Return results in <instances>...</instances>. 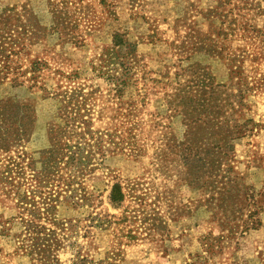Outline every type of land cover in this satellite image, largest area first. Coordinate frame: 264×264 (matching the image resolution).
<instances>
[{"label": "rangeland", "instance_id": "1", "mask_svg": "<svg viewBox=\"0 0 264 264\" xmlns=\"http://www.w3.org/2000/svg\"><path fill=\"white\" fill-rule=\"evenodd\" d=\"M256 3L264 7L0 0V264H264V210L257 228L230 234L233 199L218 183L209 191L189 182L185 139L195 126L172 101L203 73L225 80L220 56H245L242 75L253 88L233 117L251 130L234 141L228 163L245 186L264 188V35L235 30L264 27L261 16L250 19ZM114 31L134 44L131 83L118 96L91 69ZM72 90L82 115L76 132L52 134ZM25 121L29 131L17 137ZM114 184L120 202L109 197Z\"/></svg>", "mask_w": 264, "mask_h": 264}, {"label": "trees", "instance_id": "2", "mask_svg": "<svg viewBox=\"0 0 264 264\" xmlns=\"http://www.w3.org/2000/svg\"><path fill=\"white\" fill-rule=\"evenodd\" d=\"M114 1L104 0V5L111 7ZM131 1L135 2V0ZM239 8L236 7V9ZM252 8L253 13L250 19L255 20L261 16L264 22V7L261 3H256ZM221 24L223 22L217 25L216 30L218 32L223 31L226 36L225 28L227 26ZM263 28L244 22L241 28L236 26L235 30L242 29L241 33L245 38L247 33L255 36L257 34L264 35ZM125 35V32L114 31L111 37V45L105 46L99 53L97 64H91L93 71L104 75L109 91L113 96L121 94L125 86L131 83V68L127 58L132 54L134 44L129 42L128 37ZM261 44L264 45V39ZM208 51L212 52V50ZM213 52H216L219 56L222 54L221 49L219 51L213 50ZM220 57L228 62V75L225 80L214 81L211 74L203 73L202 77L192 78L176 88L172 96L177 92L175 96L178 97L174 96L172 101H177L178 98L177 103L182 104L184 115L188 117V126H195L194 132L190 133L188 137L186 135L185 139L188 145L186 146L184 160L188 164L189 182L190 184H198L209 191H214L218 183L217 189H222L228 193L229 198L233 199L234 206L230 208V216L228 217L230 220L227 225L230 234L234 235L248 229L257 228L261 224L257 216L264 210V188L255 191L252 186H245L239 174L233 175V168L228 163V152L232 150L234 141L240 139L246 131L251 130L247 126L248 120L238 123L233 115L241 110L244 105L243 99L252 90L253 85L248 84L246 77L242 75V61L245 56H239L238 58L237 56L225 55ZM41 63L36 60L32 61L33 71H37ZM35 77L33 76L34 79ZM43 95L45 96V94ZM63 97L64 105L60 109L63 123L51 127L50 132L55 135L67 134L71 136L76 132L71 125L77 126L75 119L82 117L79 114L78 105L76 106L79 99L76 90L66 91ZM228 110L230 111L226 112ZM70 121H72V124H70ZM27 123L28 121L19 123V129L16 127L12 132H15L17 137H24L30 128ZM71 147L67 146V148ZM196 161H198V169L195 168ZM109 197L114 202H120L123 199L124 194L119 184L113 185ZM208 198L213 199V196L211 195ZM221 199L223 200V197ZM208 205L210 204L208 203ZM245 208L248 209V213L244 217ZM222 213L224 214V212ZM213 215L217 217V212H213ZM215 219L219 221L220 225H223L218 218Z\"/></svg>", "mask_w": 264, "mask_h": 264}]
</instances>
